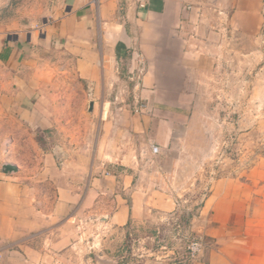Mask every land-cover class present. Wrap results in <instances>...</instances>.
<instances>
[{"label":"crops","instance_id":"0c3cea01","mask_svg":"<svg viewBox=\"0 0 264 264\" xmlns=\"http://www.w3.org/2000/svg\"><path fill=\"white\" fill-rule=\"evenodd\" d=\"M36 13L0 35V63L13 76L18 118L40 129L54 117L73 157L52 153L47 170V155L20 153L38 151L31 135L13 139L17 160L0 161V264H42L35 240L73 216L109 214L107 224L124 227L143 214L139 199L163 195L165 209L168 194L138 174L142 157H160L205 118L196 104L213 67L236 59V40L264 41V0H41ZM70 98L73 124L53 111ZM137 103L145 106L134 112ZM254 180L229 182L211 205L212 255L168 264H264V190Z\"/></svg>","mask_w":264,"mask_h":264},{"label":"rangeland","instance_id":"374dc122","mask_svg":"<svg viewBox=\"0 0 264 264\" xmlns=\"http://www.w3.org/2000/svg\"><path fill=\"white\" fill-rule=\"evenodd\" d=\"M41 0H0V35L14 31L31 16L37 18ZM20 21V22H19ZM238 54L232 64L214 66L209 72L206 101L196 104L205 118L195 124L189 135L178 134L173 145L161 156H143L139 168L148 186L168 194V205L160 210L163 195L150 202L137 200V211L124 227L107 224L109 214H79L58 230L45 228L34 244L41 246L42 264H168L186 256L188 238L203 242L198 259L212 255L216 236L211 232L209 211L216 197L229 182L248 180L264 190V41L236 40ZM12 73L0 63V161L12 160L9 148L21 130L25 139L31 135L39 146L30 145L26 156L45 154L73 157V139L61 137L54 127V117L34 129L17 116L16 86ZM53 107L73 124V100H60ZM54 115V112H53ZM52 115V116H53ZM44 124V125H43ZM88 142L91 149L95 126ZM28 133V134H27ZM178 138V139H176ZM61 145V146H60ZM58 147H63L59 149ZM17 153V152H16ZM91 153V151H89ZM33 155V156H31ZM37 165L31 162L30 167ZM137 174V176H138ZM49 180V179H48ZM50 181V182H49ZM45 184L50 195L52 181ZM239 183V184H240ZM165 200V199H164ZM48 201V206L50 205ZM152 210L145 211V207ZM49 231V232H48ZM1 249V248H0ZM195 261V260H194Z\"/></svg>","mask_w":264,"mask_h":264},{"label":"built area","instance_id":"2783aa9c","mask_svg":"<svg viewBox=\"0 0 264 264\" xmlns=\"http://www.w3.org/2000/svg\"><path fill=\"white\" fill-rule=\"evenodd\" d=\"M138 3L143 6L144 2L143 1H138ZM189 8V7H187ZM145 106V104L143 103H137L135 105V107L133 108L134 112H139L143 107ZM150 149L153 153L157 154L159 152V147L156 144H151L150 145ZM203 248V242L201 240V238L197 237V236H193L188 238V243L186 246V256L184 257V261L187 262H193L194 260H196Z\"/></svg>","mask_w":264,"mask_h":264},{"label":"water","instance_id":"95a60500","mask_svg":"<svg viewBox=\"0 0 264 264\" xmlns=\"http://www.w3.org/2000/svg\"><path fill=\"white\" fill-rule=\"evenodd\" d=\"M89 109L90 110L92 109V103L91 102L89 103ZM3 169L4 170H10V171H17V167L15 165H12V164H4Z\"/></svg>","mask_w":264,"mask_h":264}]
</instances>
